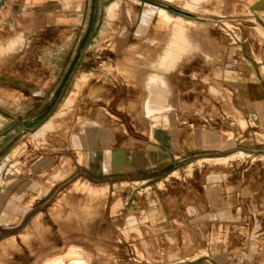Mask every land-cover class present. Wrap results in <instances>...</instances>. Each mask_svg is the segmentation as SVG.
I'll return each mask as SVG.
<instances>
[{
    "label": "rangeland",
    "instance_id": "obj_1",
    "mask_svg": "<svg viewBox=\"0 0 264 264\" xmlns=\"http://www.w3.org/2000/svg\"><path fill=\"white\" fill-rule=\"evenodd\" d=\"M188 1L58 0L60 34L58 40L55 35L49 38L47 48L58 55L47 61L58 68L54 84L60 82L59 89L34 90L31 97L23 90V80H17L10 100L26 106H17L21 115L16 124L10 123V134L15 130V135L0 138V264H138L141 254L129 249L106 216L110 177L86 161L80 164L78 155L93 144L86 133L95 118H111L124 135L133 136L136 122L144 113L152 114L151 99L164 96L183 105L182 113L199 111L194 100L203 98L213 105L222 91L231 100L225 83L232 77L227 58L231 31L242 38L243 30L254 24L252 9L264 0H195L193 7ZM114 2L113 16H108ZM155 7L165 8L178 23L187 22L192 43L180 58L171 54L174 65L165 72L158 60L167 55L173 38L177 50L181 37L178 26L172 37L173 23L159 22ZM35 61L36 66L42 62ZM7 77L0 75L1 86L8 84ZM1 95L9 99L7 91ZM163 109L166 113L169 108ZM56 114L57 125L35 138ZM232 118L238 121L241 116ZM3 129L7 136L6 123L0 121L1 133ZM118 143L114 138L108 146ZM55 253L59 256L52 257Z\"/></svg>",
    "mask_w": 264,
    "mask_h": 264
},
{
    "label": "crops",
    "instance_id": "obj_2",
    "mask_svg": "<svg viewBox=\"0 0 264 264\" xmlns=\"http://www.w3.org/2000/svg\"><path fill=\"white\" fill-rule=\"evenodd\" d=\"M252 10L254 24L243 37L231 31L230 101L222 91L213 105L194 100L199 111L182 113L183 105L164 96L151 99L152 114L136 122L133 136L111 118L88 123L93 144L78 162L110 177L106 216L141 254L138 264H264V3ZM61 16L58 0H0V75L10 82L0 83L7 130L0 138L15 135L10 123L21 115L17 106H26L10 100L17 80L31 97L58 91V68L47 61L58 51L47 48L52 35L58 40ZM114 138L119 143L108 146Z\"/></svg>",
    "mask_w": 264,
    "mask_h": 264
},
{
    "label": "bare ground",
    "instance_id": "obj_3",
    "mask_svg": "<svg viewBox=\"0 0 264 264\" xmlns=\"http://www.w3.org/2000/svg\"><path fill=\"white\" fill-rule=\"evenodd\" d=\"M188 2H190L191 3V6L193 7V6H195L197 3H196V1L195 0H191V1H188ZM199 2H200V0H199ZM202 2V1H201ZM200 2V3H201ZM117 6V2H114V3H112L111 5H110V7H109V9H108V11H107V14H108V16H113V13L112 12H114L115 10H114V8ZM155 13H156V15L158 16V19H159V22H161V21H164V20H170V22H172L173 24H172V28H171V31H172V37H173V28H174V26H178L179 27V34H180V42H179V44H180V46H179V48L176 50L175 48H174V38L171 40V42H170V47H169V51H168V53H167V55L164 57V56H161V58H160V60H158V61H160V65H159V69H160V71H162V72H165V71H168L172 66H173V58H172V53L175 55V57H177V58H180L185 52H187V50H188V46L190 45V43L191 42H189L190 40H189V38H188V36L189 35H187V33H186V29H187V27L185 28V25L187 24V22H185L184 20L182 21V22H180V23H178V22H176L175 21V19H172V15H170L169 14V12L165 9V8H162V7H155ZM112 19V18H111ZM114 19V18H113ZM169 22V21H168ZM259 30V29H258ZM175 36V35H174ZM178 37V36H177ZM192 44V43H191ZM120 56V55H119ZM120 58V57H119ZM118 58V59H119ZM158 59H159V57H158ZM158 63V62H157ZM156 63V64H157ZM111 66V65H110ZM152 66L154 67V66H156V65H154L153 63H152ZM158 66V65H157ZM113 67V66H112ZM161 73V72H160ZM92 74V73H91ZM83 77V76H82ZM147 78V77H146ZM85 80V79H84ZM165 80H167V78L165 79ZM165 82V81H164ZM167 83V82H166ZM168 84V83H167ZM76 85H77V83H76ZM78 85H79V82H78ZM77 85V86H78ZM80 86V85H79ZM98 86V85H97ZM165 86L167 87L168 85H166L165 84ZM81 87V86H80ZM79 87V88H80ZM78 88V89H79ZM168 88V87H167ZM73 92V91H72ZM77 93V92H76ZM71 94H73V93H71ZM70 94V95H71ZM73 96V95H72ZM69 97V96H68ZM73 99H74V97H73ZM146 99V98H145ZM144 99V100H145ZM66 100H69V99H67L66 98ZM69 102V101H68ZM67 103V102H66ZM65 103V104H66ZM71 103V102H70ZM67 106V105H66ZM68 106H70L69 104H68ZM67 106V107H68ZM66 108V107H65ZM64 110V109H63ZM145 114V113H144ZM61 115H62V113H61ZM57 116H58V114H56V115H54V116H52L35 134H34V137L36 138V137H41V136H43V134H44V132H46L45 130H47L48 128H51V127H53V126H55V125H57V123H58V120L56 119L57 118ZM146 116H148V115H146ZM79 154V153H78ZM79 156V159H80V154L78 155ZM38 246V245H37ZM81 252V251H80ZM56 254V253H55ZM71 254H73V253H71ZM84 255V254H83ZM57 256H59V254H56V255H53L52 257H57ZM76 256H79V255H76ZM51 257V258H52ZM71 257H72V255H71ZM74 257V256H73ZM82 257V256H81ZM84 257H86L85 255H84ZM84 257H83V260H84ZM90 257V256H89ZM66 258H68L69 259V257L67 256ZM79 258H80V256H79ZM88 258V257H87ZM85 259V260H87V261H89V263H90V260H88V259ZM91 258H92V256H91ZM57 260V259H56ZM65 260V259H64ZM69 260H72V258L71 259H69ZM80 260V261H79ZM78 260V262H81L82 260L81 259H79ZM47 261V260H46ZM49 261H50V259H49ZM58 261V260H57ZM60 261H61V259H60ZM62 261H63V259H62ZM66 261L67 262H70V261H68L67 259H66ZM66 261H64V262H66ZM52 262V261H51ZM54 262H56V261H54ZM59 262V261H58ZM57 262V263H58ZM77 262V263H78ZM53 263V262H52ZM95 263V262H94ZM42 264V263H41ZM45 264V263H44ZM51 264V263H50ZM53 264H55V263H53ZM79 264V263H78ZM82 264V263H81ZM88 264V263H87ZM91 264V263H90Z\"/></svg>",
    "mask_w": 264,
    "mask_h": 264
},
{
    "label": "water",
    "instance_id": "obj_4",
    "mask_svg": "<svg viewBox=\"0 0 264 264\" xmlns=\"http://www.w3.org/2000/svg\"><path fill=\"white\" fill-rule=\"evenodd\" d=\"M2 1H4V0H2ZM183 15V14H182Z\"/></svg>",
    "mask_w": 264,
    "mask_h": 264
}]
</instances>
